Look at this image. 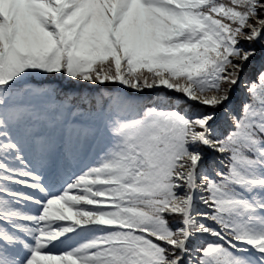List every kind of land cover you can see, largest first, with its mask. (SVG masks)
Segmentation results:
<instances>
[{"label": "snow or ice", "instance_id": "1", "mask_svg": "<svg viewBox=\"0 0 264 264\" xmlns=\"http://www.w3.org/2000/svg\"><path fill=\"white\" fill-rule=\"evenodd\" d=\"M0 264H264V0H0Z\"/></svg>", "mask_w": 264, "mask_h": 264}]
</instances>
